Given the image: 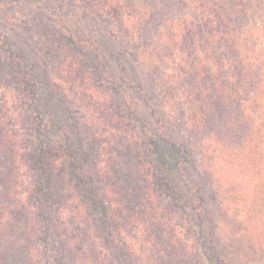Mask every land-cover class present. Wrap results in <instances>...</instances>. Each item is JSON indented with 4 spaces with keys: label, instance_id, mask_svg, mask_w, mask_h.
<instances>
[{
    "label": "rangeland",
    "instance_id": "obj_1",
    "mask_svg": "<svg viewBox=\"0 0 264 264\" xmlns=\"http://www.w3.org/2000/svg\"><path fill=\"white\" fill-rule=\"evenodd\" d=\"M36 1L31 4L42 5L46 13L39 15L30 11L31 5L21 8L0 5V55L17 63L37 88L36 99H33L30 92L16 93L15 90H19L16 81L0 84V95L6 101L0 119L4 116L10 122L14 130L11 134L21 144L16 149L22 152L24 144L27 148L22 129L28 124L21 123L22 115L26 114L34 129L37 122L33 119L39 118L42 130L46 129L42 138L47 142L67 140L73 148L92 149V155L96 153L99 157L96 160L112 158L116 161V152L125 153L127 147L131 151H141V169L148 179L147 185L153 188L142 193L147 196L148 207L156 213L155 218L160 220L165 243L188 249L193 244L198 254L202 253L204 241L193 232L195 223L201 221L203 231L214 228L204 259L216 262V256L220 255L231 262L247 264L246 260H250L254 264H264V226L240 224L219 207L218 182L214 184V168L202 145L204 132L192 127L187 104L190 96L197 98L201 90H205L204 97L209 102L205 111L214 118L213 127L219 128L222 124L216 120V84L228 90L235 83L233 75L243 78L251 67L250 60H256L249 46L264 44V0L246 2L243 5L246 14L233 13L237 0ZM26 8L30 10L22 12ZM78 47L93 51L90 57L97 62L95 69H80L85 66L80 63L84 57L77 56ZM181 61L184 67L180 70ZM191 63L197 64L198 69L192 71ZM194 82L200 83L197 91L190 86ZM12 88L15 90L9 92ZM230 110L233 109L228 106L226 113ZM2 125L7 128L5 121ZM30 132L33 134V129ZM31 136V140L39 138V135ZM143 143L160 146L171 154L168 158L173 165L170 178L175 179L172 183L176 186L175 192L182 195L175 196L174 191L168 192L167 184L152 179L146 169L149 162L144 158V145L139 147ZM96 162L98 166L102 164ZM20 170L17 178L24 189H19L18 197L26 198L35 177L32 171L28 172L26 164L21 165ZM37 183L41 184L39 193L43 197H38L37 206L30 207L31 236L34 232L39 234L38 222L41 226L42 219H37V212L40 202H45L44 194L58 198L49 189L60 187L46 179ZM65 191L70 194L69 202L77 204L76 188L68 183L65 190H61L62 194H66ZM106 196L112 194L108 192ZM192 196L198 198L199 215L202 212L203 218L190 213V204L196 202ZM58 202L62 205L65 199H58ZM41 205L44 209L47 207L44 203ZM68 206L69 203L62 217L77 212ZM148 207L146 210L150 209ZM165 211L166 217L162 215L161 219ZM84 212L79 209L80 217L75 221L81 227H88L90 236H96L95 245L101 257L111 254L106 249V239L113 235L105 233L108 229L120 230L121 235L111 240L114 241L112 249L126 237V226L130 228L131 223L108 217V225L102 223L101 229H97L100 224L89 220L81 223ZM118 222L122 223V228ZM127 239V245L137 249L138 243L135 245L131 234ZM44 242L38 238L32 242L36 244L30 253L32 263L50 264L51 256L45 251L48 245Z\"/></svg>",
    "mask_w": 264,
    "mask_h": 264
},
{
    "label": "trees",
    "instance_id": "obj_2",
    "mask_svg": "<svg viewBox=\"0 0 264 264\" xmlns=\"http://www.w3.org/2000/svg\"><path fill=\"white\" fill-rule=\"evenodd\" d=\"M35 1L3 0L0 1V5L7 6V8L31 5L30 9L32 10L26 8L22 12L30 10L36 11L39 15L46 13L47 10L41 7L42 5L36 7L31 4ZM246 2L249 0H237L236 6L232 8L233 13L246 14L247 10L243 6ZM83 22L88 24V21L84 20ZM89 26L92 28L91 24ZM26 33L29 35V31ZM251 39L249 37V40ZM249 47L256 60L255 58L250 60L251 67H249L247 75L243 78H239V76L235 78L233 75L235 83L226 91L223 85L216 84L214 90L216 92V120H220L222 123L219 124V128L213 127L214 118L208 114V111H205L209 103L204 97L205 90H201L197 98L190 96L192 98H188L187 104L190 106L192 127L204 132L202 145L204 154L209 156V163L214 168V184H216V180L218 182L219 207L226 212V215L232 216L240 224L252 223L256 227H263L264 44H254ZM76 49L78 50L77 56L84 57L83 62L80 63L85 67H80V69H95L97 62L90 57L93 51L86 50L84 47ZM182 62L178 66L180 70L184 67ZM190 66L192 71L198 69L197 64L195 66L191 63ZM200 66L204 65L200 64ZM21 70L13 60L3 59L0 55V84L8 83L11 80L16 81L18 82L16 87L19 90L12 88L8 90L9 92L15 90L16 93L20 92V95L23 92H30L33 99H36V84L32 86ZM178 72L182 74V71ZM180 77L181 75L177 77V81ZM190 86L194 91H197L200 83L194 82ZM5 105L6 101L0 95V115L4 113ZM221 106H225L224 109ZM228 106L233 110L226 113ZM199 107L202 109L200 112L196 110ZM220 108L222 109L219 110ZM4 121L7 125L6 129L2 125ZM22 122L28 124V127L24 126L22 129L27 148L24 147V144L23 151L20 152L16 148L17 145L19 148L21 144L13 138L14 130L9 126L10 122L4 116L0 119V264H37V262L32 263L30 255L32 246L36 247V244L33 245L32 242L37 238L39 241H45V245H48V248L44 249L51 256V260H47L50 264H245V262H231L220 255L216 256V262L204 259L203 255L206 254L207 243H210L213 238L214 228L211 227L207 231H203V222L201 221L195 223L196 229L193 232L201 241H204L202 253L198 254L193 248V244H191L192 248L188 249L175 247L172 245L173 243H165L164 231L159 227L161 226L160 220L156 219V213L146 203L147 196L142 193L143 190L151 191L153 188H149L147 185L148 179L141 169L143 163L140 157L141 151H131V148L127 147L125 153L116 152V161L111 160L112 158L96 160L98 156L96 153L92 155L94 153L92 149L73 148L71 142L67 140L55 139L47 142L42 138L46 135V129L42 130L38 117L33 119V122H37L36 129L30 126L31 119L26 114L22 115ZM31 129L36 137L39 135L38 140H31V135H33L30 132ZM139 147H143L144 158L147 163L149 162L146 169L152 175V179L161 180L162 183L167 184L166 187H169L168 192H175L176 186L172 184L175 179L173 178V181L170 178L173 165L168 162L171 154L168 155L162 147H155L151 143H143ZM96 161L102 162V164L98 166ZM23 164L28 166V172L32 171L35 177V183L32 188L27 190L28 197L26 198L18 197L19 189H24V184L17 178V175L22 172L20 169ZM45 179L47 182L52 181L60 186L59 189L57 187L49 189L50 193H56L58 198L47 197L44 194L45 202L41 201L39 208L37 207L38 212L35 208L33 213L35 216L37 212V219H42L41 226L38 222L41 236L35 232L31 236L29 234L32 229L30 207L38 205L39 196L42 199L43 196L39 193L42 190L41 184H38L37 181L41 182ZM68 183L76 188L77 204L75 205L69 202L70 194L66 192L67 190L66 194L61 192V190H65ZM45 185L47 187L48 184ZM57 189L58 191L55 192ZM126 191L127 193H125ZM108 192L112 194L111 197L106 196ZM180 195L182 194L175 192V196ZM108 198L109 201L106 200ZM192 198L196 202L190 204V213L193 216L195 213L196 217L203 218L202 212L199 215L198 198L195 196ZM58 199H65V202L62 205L58 204ZM41 203L47 207L44 209ZM68 203L70 210L77 212L69 217H62V213L68 209ZM146 207L150 209L146 210ZM79 209L85 210V217L81 219V223L89 220L97 225L100 224L97 229H101L102 223L108 225V217L111 219L116 217L119 222L126 220L131 223L130 228L126 226L128 229L126 237L122 241L118 239L120 243H115L116 245L112 249L110 246L114 241L111 242V240L115 239L113 237L117 239L121 235L120 230L110 231L108 229L107 233L102 230V233L106 235L109 233L113 235L112 238L106 239L108 241L106 249L111 251V254L107 253V256L101 257L100 249L95 245L96 236H90L88 227H81L77 223L78 221H75L77 216L80 217ZM166 214V211L162 212L161 219L166 217ZM119 215L121 218L118 217ZM119 225L122 228V223ZM32 231H35V228ZM129 234L134 237L135 245L136 242L138 243L137 249L127 245ZM105 236L103 240H105ZM160 238L161 243L159 242ZM127 258L129 259L127 260ZM199 258H203V261H200ZM246 263L254 264L250 260H246Z\"/></svg>",
    "mask_w": 264,
    "mask_h": 264
}]
</instances>
